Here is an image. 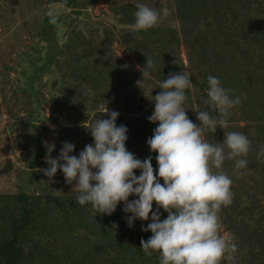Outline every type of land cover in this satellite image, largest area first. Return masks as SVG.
Masks as SVG:
<instances>
[{
    "label": "trees",
    "instance_id": "trees-1",
    "mask_svg": "<svg viewBox=\"0 0 264 264\" xmlns=\"http://www.w3.org/2000/svg\"><path fill=\"white\" fill-rule=\"evenodd\" d=\"M43 2L76 9L86 0ZM136 6H110L115 22L89 24L95 28L89 34L77 25L71 27L52 63L59 74V96L52 94V109L79 124L82 138L76 141L81 144L84 139L92 143L88 130L100 118H107L105 108L117 111V126L123 124L128 129L126 149L137 158L134 139L143 138L146 144L156 127L147 117L154 108L153 97L162 91L160 82L170 73H190L191 89L197 92L196 111H208L218 118L204 100L207 76L218 77L221 85L231 90L229 95L241 96L242 102L230 110L228 127H217L205 140L220 143L223 132L236 131L251 142L243 157L248 163L242 175H235L233 160L222 165L221 171L232 178L234 195L231 205L221 207L218 214L219 231L234 238L236 264H264V158H256L264 147V0H171L174 24L165 27L158 23L146 31L132 28ZM50 21L47 14L40 26ZM114 43L128 49L126 58L116 53ZM148 59L154 68L144 67ZM146 70L150 79L142 76ZM34 83L38 88L30 93L37 101L47 81L39 74L31 81L32 88ZM141 88L150 91L145 96L147 107L135 115L141 105L134 95ZM24 90L27 88L16 87L12 94L17 97ZM33 112L23 118L34 119ZM33 126L38 132L37 125ZM152 167L155 175L156 163ZM135 174L139 175V170ZM77 195L76 190L55 192L48 188L36 194L21 188L0 193V264H159L158 252L145 256L140 249L141 239L146 241L151 235L141 227L150 221L135 220L129 228L126 217L130 213L122 212V205L110 216L96 215L90 205L75 202ZM166 215L161 210L160 218ZM221 264L229 262L221 260Z\"/></svg>",
    "mask_w": 264,
    "mask_h": 264
},
{
    "label": "clouds",
    "instance_id": "clouds-1",
    "mask_svg": "<svg viewBox=\"0 0 264 264\" xmlns=\"http://www.w3.org/2000/svg\"><path fill=\"white\" fill-rule=\"evenodd\" d=\"M162 14H168L167 8ZM133 15L134 31L157 26L161 17L144 4H137ZM144 67L154 68L153 61L146 60ZM142 76L150 79V72L143 71ZM189 77L190 73L182 71L170 73L159 84L162 91L153 97L154 108L147 120L156 127L146 145L150 154H156L155 175L152 156L141 160L126 149L128 129L123 124L117 126L119 113L107 108V118H100L88 130L92 143L78 155H71L74 145L64 141L54 158L50 153L55 145H49L48 167L42 171L51 180L59 169L65 182L78 192L75 202L90 205L96 215L110 216L120 204L122 212L130 213L126 217L129 228L135 220L150 221L141 227L151 235L146 241L141 239L140 249L145 256L158 252L159 264H221V260L236 264L234 238L219 231L218 214L221 207L231 205L234 195L232 178L221 169L225 160H233L235 175H242L248 163L243 157L251 142L236 131L223 132L220 143H209L204 137L214 135L217 127H228L230 110L241 104L242 97L230 96L231 90L223 87L218 77L208 75L204 100L218 118L208 111H195L197 125L184 107L186 90L193 85ZM256 158H264V147ZM130 196L134 199L129 200ZM161 210L167 213L164 219L160 218Z\"/></svg>",
    "mask_w": 264,
    "mask_h": 264
},
{
    "label": "rangeland",
    "instance_id": "rangeland-1",
    "mask_svg": "<svg viewBox=\"0 0 264 264\" xmlns=\"http://www.w3.org/2000/svg\"><path fill=\"white\" fill-rule=\"evenodd\" d=\"M122 3L144 4L155 9L161 13L159 24L162 26L170 27L175 22L171 0H86L85 4L79 3L76 9L67 8L42 28L41 22L47 14L61 4L46 5L43 0H0V170L6 162L11 164L9 170L0 174V193L17 192L19 188L29 194L40 193L44 188L55 192L76 190L65 182L59 169L51 180L42 171L48 167L45 158L49 155V145H55L50 153L54 158L64 141L74 145L71 155H78L88 144L85 139L82 144L76 141L82 138L76 121H67L52 109V94L59 96L56 90L59 74L52 63L57 48L65 41L72 26L77 25L89 34L95 31L92 26L114 23L110 6ZM164 8L168 10L166 16L162 14ZM113 46L120 57L126 58L128 49L121 48L117 43ZM181 57L184 58L183 50ZM39 74L43 81H47V86L40 91L36 101L30 91L35 92L38 84L34 83L32 88L31 81ZM16 87L27 90L14 97L12 93ZM139 91L134 98L139 101L141 110L135 115L146 110L145 96L150 93L147 88ZM196 96V90L191 89L184 107L188 118L198 125ZM31 111H34V119L23 118ZM33 124L37 125L38 132ZM134 146L137 158L143 160L151 155L152 166L156 163V154L149 153L143 138L134 139Z\"/></svg>",
    "mask_w": 264,
    "mask_h": 264
},
{
    "label": "water",
    "instance_id": "water-1",
    "mask_svg": "<svg viewBox=\"0 0 264 264\" xmlns=\"http://www.w3.org/2000/svg\"><path fill=\"white\" fill-rule=\"evenodd\" d=\"M66 9H67V8H66L65 6H63V5H59L58 7L54 8V9L51 11V13L49 14V16H50L51 19H53V18H55V17L61 15V13H62L63 11H66ZM204 99H207V93L204 94ZM10 167H11V164H10L9 162H6L5 167H4L3 169L0 170V174H2V173H4V172H6L7 170H9ZM131 199H134V197L130 196V197H129V200H131Z\"/></svg>",
    "mask_w": 264,
    "mask_h": 264
}]
</instances>
